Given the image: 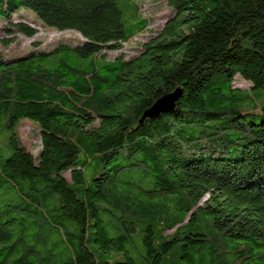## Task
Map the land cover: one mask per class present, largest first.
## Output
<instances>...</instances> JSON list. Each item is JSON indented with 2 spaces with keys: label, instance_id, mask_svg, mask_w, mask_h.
I'll return each instance as SVG.
<instances>
[{
  "label": "trees",
  "instance_id": "obj_1",
  "mask_svg": "<svg viewBox=\"0 0 264 264\" xmlns=\"http://www.w3.org/2000/svg\"><path fill=\"white\" fill-rule=\"evenodd\" d=\"M165 1L172 17L127 59L152 24L137 4L124 3L137 20L127 30L116 0H0L1 19L29 9L84 39L9 59L0 42V121L12 148L0 183L20 200L0 212V264H97L89 244L119 250L126 240L101 225L107 211L143 229L147 264H163L174 246L175 264H264V0ZM237 76L249 92L233 87ZM177 90L172 112L143 119ZM24 119L40 127L38 164L16 134ZM133 176L151 202L172 207L161 214L113 185ZM229 240L244 243L231 252Z\"/></svg>",
  "mask_w": 264,
  "mask_h": 264
},
{
  "label": "rangeland",
  "instance_id": "obj_2",
  "mask_svg": "<svg viewBox=\"0 0 264 264\" xmlns=\"http://www.w3.org/2000/svg\"><path fill=\"white\" fill-rule=\"evenodd\" d=\"M121 8L125 12V22L126 29L130 30V24H135L137 20L135 19V14L128 15L126 13L124 3L131 2L133 6L135 4L139 5L141 10V16L151 19L150 30H146L139 38L132 43L128 44L124 50V55L127 59L137 56L140 53L141 46L143 43L148 41L150 38L155 37L164 27L165 23L173 15L172 9L165 0H116ZM26 23L32 28L37 30V33L33 37H27L16 31L14 25L16 23ZM7 41V45H2L1 49L4 53L5 58H16L28 54L34 49L43 50L46 52L54 51L57 46L61 43L69 44L71 46H80L83 43V38L76 32L66 31L58 32L44 26L39 18V16L29 9H20L13 13L7 19L0 18V42ZM38 48H37V47ZM118 56V53L109 51L108 58L113 59ZM233 87L240 89L241 91L249 92L252 88V84L245 81L240 76L235 78ZM40 127L35 121L24 119L21 120L16 127V134L21 145L26 147V149L31 152L34 156L35 163H39V152L41 150V137H40ZM61 134V133H60ZM10 136L11 133L3 129V124L0 121V157L4 159L8 158L12 154V148L10 146ZM72 139L81 147L80 160L86 158V152L84 148L79 144L76 136H72ZM94 173V167H89L86 173L87 180L90 181L91 175ZM66 178L71 181L70 173H66ZM1 181V179H0ZM121 183L114 181L113 185H118L120 189L127 192L129 196L138 194L141 192L143 196L139 198L143 203L151 207V209L160 210V213L167 210V207H172L169 205L165 207L164 200L157 199L151 202L146 196V191L150 189V186L142 181L140 178L133 176L127 177L126 179H121ZM141 194V195H142ZM19 198L16 196L13 189L8 183H0V212L7 208L8 205H15L19 203ZM204 204V200L200 202V206ZM108 214V215H107ZM107 214L101 213L99 215L101 219V225L104 226L109 232L111 238H116L115 233L120 232L124 234L125 241L123 247L119 250L110 244L109 248H106L102 242L89 244L92 251L95 254L97 264H122L127 263L129 258H132L136 264H147V247L143 242L145 232L140 227L136 232H130L127 227L132 222L129 216L124 219H120L116 213L108 212ZM162 214V213H161ZM11 216L9 219H11ZM6 217L2 222L9 220ZM154 232L157 235V228L154 225ZM171 233V232H169ZM153 235L156 240V236ZM225 238L222 237V240ZM229 251H237L240 243L242 241H228ZM181 243H177L179 245ZM222 245L225 244L221 243ZM180 257V250L177 246L172 247L167 255L164 256L163 264H175L177 259Z\"/></svg>",
  "mask_w": 264,
  "mask_h": 264
},
{
  "label": "water",
  "instance_id": "obj_3",
  "mask_svg": "<svg viewBox=\"0 0 264 264\" xmlns=\"http://www.w3.org/2000/svg\"><path fill=\"white\" fill-rule=\"evenodd\" d=\"M181 96L182 90H177L174 93L158 100L157 103L144 114L143 119H154L160 116L162 113L172 112L175 109L176 102Z\"/></svg>",
  "mask_w": 264,
  "mask_h": 264
}]
</instances>
